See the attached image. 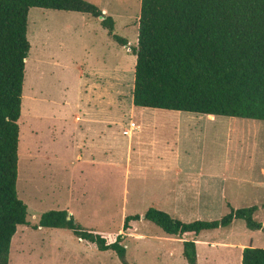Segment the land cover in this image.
I'll use <instances>...</instances> for the list:
<instances>
[{"label":"rangeland","instance_id":"374dc122","mask_svg":"<svg viewBox=\"0 0 264 264\" xmlns=\"http://www.w3.org/2000/svg\"><path fill=\"white\" fill-rule=\"evenodd\" d=\"M92 1L117 13L113 33L127 46L85 14L28 11L16 181L27 224L11 238L8 264H122L114 252L99 251L67 229L32 228L48 210H66L87 228L122 234L127 264H187L182 238L142 218L124 231L125 215L152 206L188 222L261 205L264 121L134 106L131 48L140 0ZM57 41L63 43L58 50ZM50 51L67 65L82 61L83 73L56 66ZM73 109L91 112L83 117L89 122L73 125L64 117ZM130 122L138 127L124 135ZM190 183L201 184L203 192L209 186L200 202L205 210L188 205L199 200L193 196L183 198L187 205L176 201L175 193L181 198ZM254 218L264 225V207ZM194 238L197 264H240L241 244L264 248V232L241 219Z\"/></svg>","mask_w":264,"mask_h":264},{"label":"trees","instance_id":"16d2710c","mask_svg":"<svg viewBox=\"0 0 264 264\" xmlns=\"http://www.w3.org/2000/svg\"><path fill=\"white\" fill-rule=\"evenodd\" d=\"M30 8L101 15L100 25L108 35L127 46L126 39L113 33L111 16L90 1L0 0V264H8L17 226L27 224V207L17 196L16 181ZM131 51L134 106L264 121V0H140L137 41ZM259 207L264 202L230 208L218 219L186 222L150 206L142 215H125L122 229H130V223L141 218L149 221L165 235L182 238L183 258L197 264L194 237L227 227L235 219L264 232V225L254 218ZM31 227L67 229L127 264L122 234L87 228L66 210L45 211ZM240 264H264V248L244 246Z\"/></svg>","mask_w":264,"mask_h":264},{"label":"crops","instance_id":"0c3cea01","mask_svg":"<svg viewBox=\"0 0 264 264\" xmlns=\"http://www.w3.org/2000/svg\"><path fill=\"white\" fill-rule=\"evenodd\" d=\"M87 1H90V2H92L93 4H95V1H92V0H87ZM140 2V1H139ZM99 8V7H98ZM100 9V8H99ZM101 11H102V13L104 14V15H109V16H111V18L113 19V21L115 20V16H117V13H115V12H109V11H107V10H105V9H100ZM55 11H58V10H55ZM68 12H70V11H68ZM75 13H79V12H75ZM80 14H83V13H80ZM85 15H87V14H85ZM87 16H89V15H87ZM89 17H91V16H89ZM91 18H93V17H91ZM94 19H97V20H101V19H99V18H94ZM99 24H100V22H99ZM110 37V36H109ZM111 38V37H110ZM112 39V38H111ZM57 43V45H56V48H57V50H58V48L59 47H62L63 46V43H59L58 41L56 42ZM51 53L50 54H52V58L53 59H55V63H56V66H60V67H69L70 65L71 66H74V67H77V68H80L81 69V72L83 73V62L82 61H76V64L73 62V61H70L69 60V63H68V65H67V63L65 62V61H60L58 58H59V56H57V52L54 54V52H52V51H50ZM66 63V64H64V65H62L63 63ZM168 111H174V110H168ZM184 112H187V111H184ZM193 113V112H192ZM92 113L91 112H82V111H80V110H71L70 112H69V114L68 115H64V117H71V123L73 124V125H80V123L81 122H89V121H86V120H84V119H87V118H83V117H85V116H87V115H91ZM199 114H203V113H199ZM204 115H207V117H208V119H212L213 118V116L214 115H208V114H204ZM63 121H65V119L63 120ZM80 156L77 154L76 155V158H79ZM192 181H194L193 179H192ZM196 181H198V180H196ZM195 181V182H196ZM188 186H189V189H188V192L187 193H185V194H182L183 196L180 198L179 197V195H177V193H175V196H176V201L177 202H181V200H182V202L185 204V205H187V202L186 201H183V198H185V197H189V196H193V197H195V198H198L199 200H197V202H196V204H188V205H190L192 208H194V209H196L197 210V212L199 211V210H202V209H204L205 210V207H204V205H206L205 203H202V204H200V202L203 200L202 198H205V197H207L209 194H208V192H209V186L208 185H206V186H204L205 187V189L206 190H204L205 192H203L202 191V186H201V184L199 185V183H197V184H193V183H190V184H188ZM193 187H196V188H198V189H192ZM176 189V186H175V188H173V190H175ZM193 203V202H192ZM204 207V208H203ZM245 245L244 244H241L239 247H240V250L242 251V249H243V247H244Z\"/></svg>","mask_w":264,"mask_h":264},{"label":"built area","instance_id":"2783aa9c","mask_svg":"<svg viewBox=\"0 0 264 264\" xmlns=\"http://www.w3.org/2000/svg\"><path fill=\"white\" fill-rule=\"evenodd\" d=\"M138 126L134 122H130L127 129L122 130L124 135H130L133 129L137 128Z\"/></svg>","mask_w":264,"mask_h":264},{"label":"bare ground","instance_id":"6f19581e","mask_svg":"<svg viewBox=\"0 0 264 264\" xmlns=\"http://www.w3.org/2000/svg\"><path fill=\"white\" fill-rule=\"evenodd\" d=\"M27 62V58L25 59V63ZM26 118V117H25ZM28 120V119H27ZM23 124V123H22ZM18 152V151H17Z\"/></svg>","mask_w":264,"mask_h":264},{"label":"water","instance_id":"95a60500","mask_svg":"<svg viewBox=\"0 0 264 264\" xmlns=\"http://www.w3.org/2000/svg\"><path fill=\"white\" fill-rule=\"evenodd\" d=\"M100 18L102 19V16H100Z\"/></svg>","mask_w":264,"mask_h":264}]
</instances>
